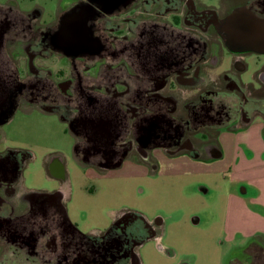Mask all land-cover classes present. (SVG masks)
<instances>
[{"label":"flooded vegetation","instance_id":"1","mask_svg":"<svg viewBox=\"0 0 264 264\" xmlns=\"http://www.w3.org/2000/svg\"><path fill=\"white\" fill-rule=\"evenodd\" d=\"M241 11L264 18V0H0V264H137L157 229L127 210L82 231L61 154L43 160L57 188L27 185L35 156L9 145L17 114L59 120L100 175L160 155L209 161L256 125L264 136V62L226 46Z\"/></svg>","mask_w":264,"mask_h":264},{"label":"rangeland","instance_id":"2","mask_svg":"<svg viewBox=\"0 0 264 264\" xmlns=\"http://www.w3.org/2000/svg\"><path fill=\"white\" fill-rule=\"evenodd\" d=\"M257 57L264 62L263 55ZM54 119L17 114L7 125L9 145H21L34 154L26 179L27 185L36 190L50 191L59 185L46 176L44 156L53 152L66 159L68 213L82 231L106 229L116 216L128 210L157 223L155 236L136 246L137 264L249 261L244 249L261 237L231 236L226 231L227 198L240 193L242 185L231 180L229 173H222L223 164L160 155L155 164L132 165L100 175L78 164L72 156V138ZM233 136L226 137L225 146ZM225 150L219 162L227 159Z\"/></svg>","mask_w":264,"mask_h":264},{"label":"crops","instance_id":"3","mask_svg":"<svg viewBox=\"0 0 264 264\" xmlns=\"http://www.w3.org/2000/svg\"><path fill=\"white\" fill-rule=\"evenodd\" d=\"M233 136L231 143L224 145L227 136ZM225 137V138H223ZM220 138L221 151L211 157L229 173L231 180L242 185L240 193L229 194L226 205L225 229L229 235L242 234L243 237H264V136L261 126L256 125L239 134H227ZM228 143V142H227ZM227 159L223 158L224 146ZM225 150V151H226ZM218 162V163H217ZM75 222V221H74ZM264 248H245L249 261H234L233 264H258L253 260L256 251Z\"/></svg>","mask_w":264,"mask_h":264},{"label":"water","instance_id":"4","mask_svg":"<svg viewBox=\"0 0 264 264\" xmlns=\"http://www.w3.org/2000/svg\"><path fill=\"white\" fill-rule=\"evenodd\" d=\"M225 34L231 51L264 55V18L247 11L236 13L230 17Z\"/></svg>","mask_w":264,"mask_h":264},{"label":"trees","instance_id":"5","mask_svg":"<svg viewBox=\"0 0 264 264\" xmlns=\"http://www.w3.org/2000/svg\"><path fill=\"white\" fill-rule=\"evenodd\" d=\"M257 238V237H256Z\"/></svg>","mask_w":264,"mask_h":264}]
</instances>
